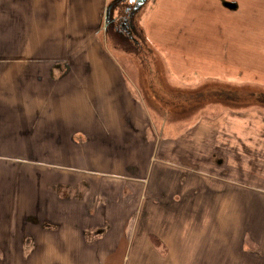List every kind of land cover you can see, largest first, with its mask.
I'll list each match as a JSON object with an SVG mask.
<instances>
[{
    "label": "crops",
    "instance_id": "crops-1",
    "mask_svg": "<svg viewBox=\"0 0 264 264\" xmlns=\"http://www.w3.org/2000/svg\"><path fill=\"white\" fill-rule=\"evenodd\" d=\"M110 2L0 0V264H264V233L233 210L257 185L218 158L240 152L220 125L250 132V121L202 118L158 146L117 62L129 51L100 35ZM127 32L139 46L135 26ZM164 45L175 82L215 49Z\"/></svg>",
    "mask_w": 264,
    "mask_h": 264
},
{
    "label": "rangeland",
    "instance_id": "rangeland-1",
    "mask_svg": "<svg viewBox=\"0 0 264 264\" xmlns=\"http://www.w3.org/2000/svg\"><path fill=\"white\" fill-rule=\"evenodd\" d=\"M195 1L146 0L128 17L129 25H134L139 35L135 36L139 46L129 42V25L122 28L123 32L117 28L118 35L128 43L118 42L113 33L116 22L108 32L102 27L100 35L105 34L107 41L111 38L121 49L129 51L117 53V62L132 75L139 96L152 114L158 146H164L165 137L178 136L202 118L216 119L230 113L235 119L244 117L250 121V132L242 124L220 125L228 132H221L226 147L240 152L236 158L221 153L218 158L222 157L225 165L235 171L229 172L230 176L250 186L257 185V199H250L248 205L234 204L233 210H248L250 232L259 235L264 233V0ZM132 6L127 0L118 3L112 14L114 21L125 20ZM165 6L169 7L166 11ZM143 30L151 46L146 43ZM183 38H187L184 44L188 45L182 44ZM164 42L192 54L199 50V45L215 49L212 59L201 68L196 69L195 62L187 61L190 70L180 76V82H175L165 73ZM240 167L244 173L239 171ZM248 246L246 241L244 247Z\"/></svg>",
    "mask_w": 264,
    "mask_h": 264
},
{
    "label": "water",
    "instance_id": "water-1",
    "mask_svg": "<svg viewBox=\"0 0 264 264\" xmlns=\"http://www.w3.org/2000/svg\"><path fill=\"white\" fill-rule=\"evenodd\" d=\"M118 1V0H116ZM120 1V0H119ZM122 1V0H121ZM120 1V2H121ZM128 2L130 3H133V6L131 8V10H128L129 13L128 15L126 16V18L130 15V14H134L135 11L138 10V8L144 4V2L146 0H127ZM113 8H114V3L111 2L107 5L106 9H105V14H104V29L105 31L108 30L110 24L114 21L113 17H112V14H113Z\"/></svg>",
    "mask_w": 264,
    "mask_h": 264
},
{
    "label": "flooded vegetation",
    "instance_id": "flooded-vegetation-1",
    "mask_svg": "<svg viewBox=\"0 0 264 264\" xmlns=\"http://www.w3.org/2000/svg\"><path fill=\"white\" fill-rule=\"evenodd\" d=\"M120 1H121V0H120ZM120 1H119V0H118V1H115V4H114V5L120 3ZM126 11H127V10H126ZM125 17H126V16H125ZM125 17H124V18H125ZM128 17H129V16H128ZM114 22H116V26H117V28H118V32H123V29H122V28H126V27H127V25H126V22H127V21H125V20H123V19H122L121 21H120V20L118 21V19H117V21H114ZM112 24H113V23H112ZM112 24H111V25H112ZM111 25H110V26H111ZM119 26H120V27H119ZM110 33H111V31H110ZM117 36H118V35H117ZM128 36H129V34H128Z\"/></svg>",
    "mask_w": 264,
    "mask_h": 264
},
{
    "label": "trees",
    "instance_id": "trees-1",
    "mask_svg": "<svg viewBox=\"0 0 264 264\" xmlns=\"http://www.w3.org/2000/svg\"><path fill=\"white\" fill-rule=\"evenodd\" d=\"M155 241V240H154Z\"/></svg>",
    "mask_w": 264,
    "mask_h": 264
}]
</instances>
